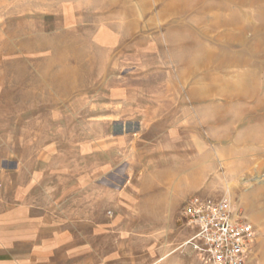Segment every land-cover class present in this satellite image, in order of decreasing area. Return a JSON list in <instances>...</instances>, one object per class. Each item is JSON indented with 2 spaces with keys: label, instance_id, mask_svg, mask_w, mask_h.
<instances>
[{
  "label": "rangeland",
  "instance_id": "374dc122",
  "mask_svg": "<svg viewBox=\"0 0 264 264\" xmlns=\"http://www.w3.org/2000/svg\"><path fill=\"white\" fill-rule=\"evenodd\" d=\"M5 160L71 232L55 264H208L193 195L264 264V0H0Z\"/></svg>",
  "mask_w": 264,
  "mask_h": 264
},
{
  "label": "crops",
  "instance_id": "0c3cea01",
  "mask_svg": "<svg viewBox=\"0 0 264 264\" xmlns=\"http://www.w3.org/2000/svg\"><path fill=\"white\" fill-rule=\"evenodd\" d=\"M24 170L21 162L10 160L0 168V264H55L72 235L54 209L35 202L38 175Z\"/></svg>",
  "mask_w": 264,
  "mask_h": 264
},
{
  "label": "built area",
  "instance_id": "2783aa9c",
  "mask_svg": "<svg viewBox=\"0 0 264 264\" xmlns=\"http://www.w3.org/2000/svg\"><path fill=\"white\" fill-rule=\"evenodd\" d=\"M186 241L208 264H248L257 232L229 198L193 195L184 208Z\"/></svg>",
  "mask_w": 264,
  "mask_h": 264
},
{
  "label": "bare ground",
  "instance_id": "6f19581e",
  "mask_svg": "<svg viewBox=\"0 0 264 264\" xmlns=\"http://www.w3.org/2000/svg\"><path fill=\"white\" fill-rule=\"evenodd\" d=\"M253 217H256V216H253ZM259 223V222H258Z\"/></svg>",
  "mask_w": 264,
  "mask_h": 264
}]
</instances>
